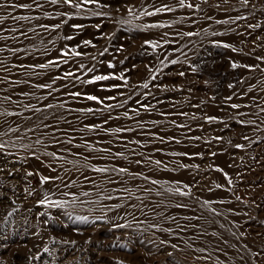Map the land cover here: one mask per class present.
Listing matches in <instances>:
<instances>
[{"label": "rangeland", "instance_id": "obj_1", "mask_svg": "<svg viewBox=\"0 0 264 264\" xmlns=\"http://www.w3.org/2000/svg\"><path fill=\"white\" fill-rule=\"evenodd\" d=\"M7 2L32 7L0 9V264H264V60L251 51L264 48V0L246 6L240 0H186L199 8H180L178 0H99V6L79 10L50 0H39L40 8L36 0ZM164 4L174 11L140 16ZM17 16L33 19L12 18ZM189 31L199 34L183 35ZM145 40L159 46L153 50ZM70 49L81 55H61ZM48 60L58 66L34 67ZM68 71L74 76L64 77ZM121 74L124 79L82 83ZM85 94L116 99H105L113 107L104 108ZM84 108L97 111H79ZM92 124L101 127H86ZM121 167L128 172L115 170ZM230 167L238 168L243 184L228 183ZM40 176L51 179L40 184ZM175 187L189 194L166 190ZM46 197L68 203H38Z\"/></svg>", "mask_w": 264, "mask_h": 264}, {"label": "snow or ice", "instance_id": "obj_2", "mask_svg": "<svg viewBox=\"0 0 264 264\" xmlns=\"http://www.w3.org/2000/svg\"><path fill=\"white\" fill-rule=\"evenodd\" d=\"M61 2H62L64 5H68L69 7H74V8H76V9H78V10H79V9H84L86 5H90V4H96V5L99 6V0H79V2H77V0H50V3L53 4V5H56V4L61 3ZM178 2H179V7H180V8H185V7H187V8H193L194 6H195L196 8H199V5H193L192 3H186V0H178ZM205 2H207V0H205ZM249 2H250V0H240L241 5H244V6L248 5ZM35 6H36L37 8H40V7H42V4L39 2V0H36ZM7 7H11V8H13V9H16V8L30 9V8L32 7V5L29 4V3H11V4H9V3L7 2V0H5L4 3H0V9H4V8H7ZM172 11H174L173 8L169 7L167 4H164V5H162V6L159 7V8H155L154 11H147V10L141 11V12H140V16H154V15H156L157 13H160V12H172ZM133 13H134V9L129 8V9H128V14H129L130 16H132ZM94 14H98V13H94ZM45 15L47 16V15H49V13L46 12ZM57 15H64V13H57ZM12 18H13V19H17V20H30V19H33V17H28V16H17V17H12ZM135 18H136V19H139L140 17L137 16V17H135ZM3 19H5V17H4V16H0V20H3ZM235 19H236V20H240V19H244V17L237 16V17H235ZM122 23H131V21H123ZM217 23H221V21H217ZM223 23H227V21H224ZM165 26H166V25H164V24H146V25H143L144 28H162V27H165ZM40 27L48 28L49 26H48V25H40ZM52 27L58 29V28H60V24L52 25ZM72 27L75 28V29H80V28L83 27V25H80V24H73ZM96 27L99 28L100 25H96ZM138 27H139V26H138ZM248 27H249V28L259 27V25H252V24H249ZM206 31H207V30L205 29V32H206ZM198 34H199V33H194V32H191V31L183 33V35H185V36H189V37L194 36V35H198ZM165 35H167V33H166ZM212 35H217V34H216V33H212ZM67 39L71 40L72 37L69 36V37H67ZM258 39H259V38H258ZM83 43H84L85 45H89V44H91V41H90V40H85ZM213 43H214V44H217V45L220 44L219 41H213ZM144 44H145V45H149V46H151L153 50H155V49L159 46V45H158V42H154V41H151V40H145V41H144ZM223 47H225V48H230L231 45L225 43V44H223ZM0 50H2V49H0ZM121 50H123V49L121 48ZM106 51H107V49H105V52H106ZM232 51H236V49H235V48H232ZM61 55H62L63 57H67V56H69V55H71V56H80L81 53L75 51V49H70V50H68V51H63V52L61 53ZM101 55H103V53H101ZM256 59H257V60H264V57H259V56H257ZM62 62H63V63H67L66 60H64V61H62ZM170 62H171L172 64L177 63L176 60H172V61H170ZM121 63H123V61H121ZM161 63H163V61H162ZM50 66H58V61H55V60H48L47 63H44V64H38V65H35L34 67H38V68H41V69H47V68H49ZM29 67H33V66L30 65ZM83 67H84V65L81 64V65H80V68H83ZM108 67H109V68H112V67H114V66H113L111 63H109V64H108ZM231 67L235 69V68L238 67V65L234 62V63H232ZM244 67H247V68H253V67H258V66H256V65H244ZM192 70H193L194 72L197 71V69H196L195 67H193ZM88 71H89V72H92L93 69H88ZM180 75L183 76V75H185V73L181 72ZM73 76H74V73H73L72 71H68V72H65V73H64V77H73ZM75 78H76L77 80L80 79V77H78V76L75 77ZM113 78H115V79H124V76H123V74H121L119 77H112V76H110V75H94V76H92L91 79L83 80L82 83H84V84H95V83H97V82H99V81H107V80H109V79H113ZM56 79H61V77H56ZM125 83H127V81H125ZM141 86L144 87V88H148V84H147V83H144V84L141 85ZM36 87H40V88H51L52 86L49 85V84H40V85H36ZM112 87H120V86H119V85H113ZM231 87H232V85L230 84V85H229V88H231ZM70 95H73V96H77V97H78V96L81 95V93H79V92H73V93H70ZM84 98H85L86 100H89V101H95V102L98 103V104H102V105L104 106V108H112V107H113V105H110V104H104V100H105V99H106V100H115V99H116V98L113 97V96H108V97H105L104 99H101V98L98 97L97 95H92V94H85V95H84ZM5 99H8V98L6 97ZM227 99L231 100L232 97H228ZM126 102H127V101H125V103H126ZM137 103H139V101H137ZM26 107H27V105H26ZM32 107H35V106H32ZM48 107L51 108V107H53V105H48ZM143 107L147 108V105H143ZM231 107L234 108V109H236V108H239L240 106L237 105V104H232ZM35 110H36V111H40V109H38V108L35 109ZM79 111H81V112H87V113H92V112L97 111V110H96V109H93V108H84V109H79ZM133 111H135V109H134ZM261 111H264V108H262ZM7 114H8V115H12L13 113H7ZM181 114H182V115H186V114H184V113H181ZM124 115L127 116L128 113L125 112ZM111 118H112V117H109V119H111ZM205 119H206L207 121H210V122H211V121H215V120H217V117H215V116H207V117H205ZM106 123H107V121H105V124H106ZM241 123H244V122L241 121ZM249 123H255V122H254V121H249ZM86 127H88V128L91 130V129H93V128H100L101 126H100L99 124H92V125H86ZM178 127H184V126H183V125H178ZM15 131H17V129H15V128H10V129H9V132H15ZM111 131H114V132L119 133V132H121V131H125V129L115 128V129H112ZM127 131H131V129H127ZM0 135H2V134H0ZM161 139H163V138H161ZM169 139H171V138H169ZM196 139H199V137H196ZM215 139L220 140V139H222V138L219 137V136H217V137H215ZM243 139L248 140V137H247V136H244ZM36 143H40V141L37 140ZM137 143H139V142L137 141ZM177 143H179V141H177ZM24 147H27V146L25 145ZM235 147H236L237 149H241V148L244 147V145H242V144H235ZM3 148H5V144L0 143V149H3ZM100 150H101V151H109L108 149H100ZM49 155L55 156L56 154H55V153H49ZM115 155H117V156H123V153H116ZM173 155H176V154L174 153ZM181 155H188V154H187V153H183V154H181ZM212 155H216V153H212ZM148 159H149V162H150V163H154L155 165H161V164H162V161H161V160H155V161H152L151 158H148ZM136 163L139 164L140 161L137 160ZM165 167H167V165H165ZM180 167H187V165L180 164ZM197 167H198V166H197ZM115 170L118 171V172H120V173H127V172H128V169H127V168H123V167L118 168V169H115ZM216 170H217V171H222V169H219V168H217ZM0 171H3V169L0 168ZM93 171L103 173V172H106L107 169H105V168H95V167H94V168H93ZM9 175H11V173H9ZM26 175H27V176H32V175H34V173H33V172H27ZM225 176L227 177V174H226V173H225ZM49 179H51V178L48 177V176H40L39 183H40V184H44V183H46ZM145 179H147V177H145ZM152 183H153V184H156V183H159V182L153 180ZM176 183L179 184L180 182H176ZM228 183L231 184L232 181L229 179ZM184 187L187 188L188 185H184ZM216 187H221V186H220L219 184H217ZM166 190L169 191V192L178 193V194L183 195V196H186V195L189 194L188 192L182 191L180 187L168 188V189H166ZM25 191H28V190L25 189ZM65 195H69V194H68V193H65ZM82 195H85V196H86V195H88V193H82ZM101 198H102V199H112V197H110V196H109V197H101ZM237 199H240V198L237 197ZM38 203L41 204V205H46L47 207H50V208H51V207L63 208V207L68 203V201H63V200H61V201L50 200V199H48V198L46 197L45 199L39 200ZM73 203H75V200H73ZM205 203H208V202L205 201ZM113 207H120V205H113ZM177 207H181V205H177ZM11 215H12V213L9 212V213H8V216H11ZM5 219H7V217H5ZM76 219H77V220H80V221H88V217H87V216H79V217H76ZM45 223H47V221H45ZM125 227H128V225H126V224H113V228H116V229H121V228H125ZM87 242H88V241H86V243H87ZM65 243H67V242H65ZM71 243H72V244H75L76 242H75V241H71ZM172 247H176V245H172ZM44 251L47 252L48 249L45 248ZM198 251L203 252L204 249L201 248V249H199ZM205 259H206V257H205ZM118 264H121V262H118Z\"/></svg>", "mask_w": 264, "mask_h": 264}, {"label": "bare ground", "instance_id": "obj_3", "mask_svg": "<svg viewBox=\"0 0 264 264\" xmlns=\"http://www.w3.org/2000/svg\"><path fill=\"white\" fill-rule=\"evenodd\" d=\"M236 36V35H235ZM234 36V37H235ZM238 36V35H237ZM236 43V42H235ZM244 48H246V47H244ZM251 51H253V52H255V53H257V54H259V55H261L262 57H264V48L263 49H261V48H257V47H253L252 49H251ZM243 58H245V57H243ZM248 58L250 59V56H248ZM247 58V59H248ZM242 60V59H241ZM245 60V59H244ZM263 98H264V96H263ZM184 103V102H183ZM262 104V103H261ZM239 141V140H238ZM257 157V156H256ZM220 160V159H219ZM255 160V159H254ZM21 163V162H20ZM254 163V162H253ZM220 164V163H219ZM13 165V164H12ZM22 165V164H21ZM237 169L238 168H235V167H230V171H233V173H232V182H234L235 184H243L244 183V180L242 179V178H240V174H237ZM263 169V168H262ZM255 172V171H254ZM240 173V172H239ZM245 175V174H244ZM262 179V178H261ZM260 180V179H259ZM248 181V180H247ZM247 183V182H246ZM235 189V188H234ZM15 190V189H14ZM216 191H218L217 189H216ZM239 191V190H238ZM15 193V192H14ZM213 194V193H212ZM15 195V194H14ZM18 195V194H17ZM230 196V195H229ZM209 197V196H208ZM214 197V196H213ZM239 197H240V195H239ZM243 197V196H242ZM258 198V197H257ZM249 200L251 201V202H254V203H256L257 204V206H259V204H261V203H259V198L258 199H256L255 197H249ZM258 208V207H257ZM262 208V207H261ZM29 211V210H28ZM251 224V222H250V220H247L245 223H244V228L246 229V231H250V229H252V226L250 225ZM251 226V227H250ZM242 228V227H241ZM253 231V230H252ZM262 234V233H261ZM258 235H259V233H258ZM263 235V234H262Z\"/></svg>", "mask_w": 264, "mask_h": 264}]
</instances>
